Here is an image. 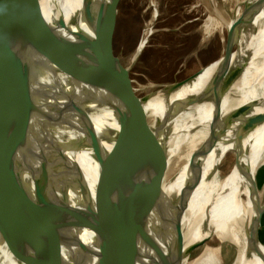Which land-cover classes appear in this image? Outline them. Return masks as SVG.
Here are the masks:
<instances>
[{"label": "water", "instance_id": "1", "mask_svg": "<svg viewBox=\"0 0 264 264\" xmlns=\"http://www.w3.org/2000/svg\"><path fill=\"white\" fill-rule=\"evenodd\" d=\"M122 1L82 0L84 27L69 28L60 19L67 38L59 44L49 30L42 0H0V234L27 264H135L128 222L139 187L135 133L138 141L142 136L153 139L144 119L137 129L133 127L134 111L149 98L136 93L129 69L114 51ZM246 8L227 30L221 75L225 97L243 71L235 75L231 64L239 41L233 33L247 16ZM201 70L164 91L174 92ZM31 89L38 93V107ZM222 105L223 99L207 140L189 163L194 171L197 159L213 149ZM93 106L109 109L119 124L110 149L89 114ZM245 112L242 107L232 117ZM35 121L46 135L40 134ZM263 121L264 114L247 118L237 132L236 146ZM84 151L97 162L91 182L74 159V154ZM168 156L166 145L139 203V218L147 246L156 252V264H183L208 243L203 240L180 251L167 241L166 223L186 209L177 214L169 211L160 238L154 239L149 231L148 213L162 196ZM59 182L70 191L74 209ZM253 183L258 213L254 234L259 241L264 206L255 176ZM76 248L82 253L74 260L71 254Z\"/></svg>", "mask_w": 264, "mask_h": 264}, {"label": "bare ground", "instance_id": "2", "mask_svg": "<svg viewBox=\"0 0 264 264\" xmlns=\"http://www.w3.org/2000/svg\"><path fill=\"white\" fill-rule=\"evenodd\" d=\"M24 1L27 3L30 0ZM243 4L248 9L247 16L233 33L234 39L241 38L242 45L233 55L231 70L236 75L245 67L240 79L243 87L248 86L250 89L244 95L240 105L247 108L246 116L232 123L226 119L233 108L229 104V99L225 97L221 79L225 67L224 59L207 65L197 77L174 92L168 93L163 90L154 94L145 105L141 106V109L133 113L134 129H137L139 121L144 119L153 135H151L153 140L142 136L138 141L139 134L135 133L139 187L128 219L129 240L135 264H156L157 262L156 252L147 246L146 236L141 226L142 221L139 218V203L148 183L152 181L158 160L165 151L167 131L179 115H187L192 121L197 120L198 125L210 133L218 104L222 99L221 121L216 129V137L213 139V149L210 148L205 156L197 159V170L194 171L189 168V163L192 159L196 160L201 150L200 146L199 149L191 152L187 164L176 175L174 174V177L165 181L159 203L155 204L148 213L149 231L154 239L160 238V230L164 220L169 216V211L177 214L186 209L185 214L166 223L167 241L180 251L203 240L215 242V244L218 242V244H205L197 258L191 261L186 258L183 264H220V247L225 242L237 250L234 264H264V246L254 234L258 213L253 183L256 170L260 165V163L255 165V162L264 147V121L244 139L241 145L235 144L237 132L247 118L264 114V95L257 98L256 91L252 87L264 75V1L245 0ZM41 5L49 30L59 44L67 38V30L60 25V19H64L69 28L72 24V26L84 27L80 16L82 0H42ZM251 8L254 13L250 11ZM240 16L241 13L238 11L235 18H230L232 20L228 22L227 28L229 29ZM144 43L143 40L140 48ZM258 57L263 58L261 66L255 65ZM31 94L38 107L40 101L37 91L31 89ZM89 114L99 132L103 133L101 141L107 149H110L119 129L113 113L107 108L93 106L89 108ZM35 123L38 125L40 134L46 135L45 130H41L40 123L38 121ZM50 135L49 132L47 136ZM231 152L236 155L233 167L228 175L220 177L217 168L223 158ZM74 159L81 166L88 182H91L97 167L92 153L79 152L74 154ZM168 159L170 161V156ZM57 186L69 206L74 209L73 197L66 185L59 182ZM242 188L250 193V202L242 197L246 194L243 193ZM81 253L76 248L71 257L77 260ZM0 264H27L14 249L6 245L1 234Z\"/></svg>", "mask_w": 264, "mask_h": 264}, {"label": "rangeland", "instance_id": "3", "mask_svg": "<svg viewBox=\"0 0 264 264\" xmlns=\"http://www.w3.org/2000/svg\"><path fill=\"white\" fill-rule=\"evenodd\" d=\"M197 1H122L114 38V51L122 65L129 69L133 86L140 97L150 98L166 87L189 78L207 65L224 57L227 24L236 17L238 11L242 14L245 0ZM231 17L232 19H230ZM258 29H261V25ZM143 40L145 43L140 48ZM241 45L240 38L233 53L238 52ZM262 64L263 58L258 57L255 65L261 66ZM240 78L234 82L227 95L229 104L233 108L226 117L227 120L230 119V123L247 115L245 112L237 117H232L234 113L244 107L240 104L250 89L248 86L243 87ZM252 87L256 91L257 98L262 97L264 95V75ZM167 132V149L170 161L166 180H170L187 164L191 152L203 145L209 133L204 127L198 125L197 120L192 121L187 115H179ZM100 135L102 137L103 133ZM261 152L255 162V165L260 163L256 170L255 180L260 202L264 204V147ZM235 157V153L231 152L223 158L217 168L220 177L229 174ZM242 191L246 193V196L242 197L250 202V193L243 188ZM258 238L264 246V214L258 229ZM217 244L218 242L212 245ZM204 247L195 250L189 258L190 261L197 258ZM220 250L222 259L220 264H234L236 251L233 247L225 242L221 245Z\"/></svg>", "mask_w": 264, "mask_h": 264}, {"label": "flooded vegetation", "instance_id": "4", "mask_svg": "<svg viewBox=\"0 0 264 264\" xmlns=\"http://www.w3.org/2000/svg\"><path fill=\"white\" fill-rule=\"evenodd\" d=\"M212 244H215V243H212ZM234 249V248H233ZM235 250V249H234ZM236 251V256H237V250H235ZM220 257H221V255H220ZM221 261H222V259H221Z\"/></svg>", "mask_w": 264, "mask_h": 264}]
</instances>
